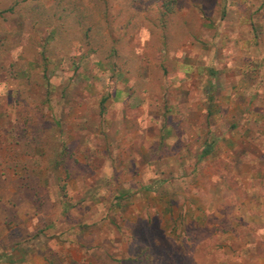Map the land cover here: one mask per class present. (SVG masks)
<instances>
[{"label":"rangeland","instance_id":"rangeland-1","mask_svg":"<svg viewBox=\"0 0 264 264\" xmlns=\"http://www.w3.org/2000/svg\"><path fill=\"white\" fill-rule=\"evenodd\" d=\"M16 2L0 264H264V0Z\"/></svg>","mask_w":264,"mask_h":264},{"label":"trees","instance_id":"trees-1","mask_svg":"<svg viewBox=\"0 0 264 264\" xmlns=\"http://www.w3.org/2000/svg\"><path fill=\"white\" fill-rule=\"evenodd\" d=\"M21 4L22 3H20V2L19 3L16 2L15 5H13L8 10H1L0 9V14H6V13L14 14L17 10H19V8L21 7ZM211 152H212V146L211 145H206L201 156L202 157L208 156V155L211 154Z\"/></svg>","mask_w":264,"mask_h":264}]
</instances>
